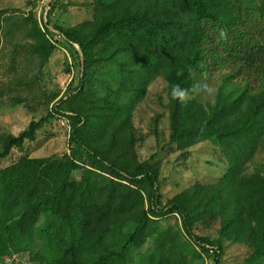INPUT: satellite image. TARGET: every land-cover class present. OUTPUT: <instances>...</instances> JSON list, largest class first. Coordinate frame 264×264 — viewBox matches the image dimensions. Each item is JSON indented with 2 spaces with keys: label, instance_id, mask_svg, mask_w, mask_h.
<instances>
[{
  "label": "trees",
  "instance_id": "1",
  "mask_svg": "<svg viewBox=\"0 0 264 264\" xmlns=\"http://www.w3.org/2000/svg\"><path fill=\"white\" fill-rule=\"evenodd\" d=\"M64 1L51 0L45 23L0 8V48L13 61H34L42 74L60 43L79 68L77 86L46 117L0 137V261L28 254L33 264H218L227 241L248 247L244 264L264 263V167L249 172L264 153V0H92V19L69 28L53 22ZM211 74L220 85L202 105L195 78ZM158 78L168 118L161 150L184 162L190 148L210 143L224 167L214 183H194L165 206L159 161L139 160L133 127ZM174 87L186 96L173 97ZM56 116L70 129L67 153L1 167ZM173 215L180 223L164 229ZM210 224L218 225L215 241L194 235ZM149 240L153 252L135 262Z\"/></svg>",
  "mask_w": 264,
  "mask_h": 264
},
{
  "label": "rangeland",
  "instance_id": "2",
  "mask_svg": "<svg viewBox=\"0 0 264 264\" xmlns=\"http://www.w3.org/2000/svg\"><path fill=\"white\" fill-rule=\"evenodd\" d=\"M51 0H0V8L6 15L21 17L29 11L35 14L37 20L46 22ZM69 6L58 9L53 15V22L61 27L69 28L90 21L93 16L92 0H65ZM54 32V31H53ZM57 40L58 36H54ZM57 49L46 63L42 74L36 73V63L24 59L13 61L10 49L2 43L0 51V137L17 136L33 121L46 117L59 99L67 94L68 85L73 89L77 86L79 68L73 52L58 43ZM76 50L78 47L75 46ZM219 74L196 77L195 86L198 89L197 100L202 105L212 104L217 94L220 81ZM166 85L158 78L149 87L145 100L136 108L133 114V127L140 147L137 149L140 161H146L156 156L161 166V206H165L183 189L194 183L211 184L219 179L224 169L223 164L215 156V146L202 143L188 150L186 161L179 159V153L161 150L167 143L168 118L166 110ZM69 126L60 117H54L37 132L33 142L25 143L21 150L13 149L9 156L1 161V167L15 163L21 157L44 158L61 156L68 152ZM264 167V153L258 155L249 172L254 168ZM80 173L73 174L78 181ZM178 217L173 215L162 220L164 229H170ZM194 235L215 241L218 238V225H197ZM187 239L180 244L186 245ZM155 242L147 244L133 255L138 261L139 256L146 257L153 252ZM223 251L218 264H244L249 255V249L244 244L223 241ZM139 255V256H138ZM18 264H33L28 254L15 256ZM12 259H2L0 264H11ZM205 264H213L205 259ZM264 264V263H262Z\"/></svg>",
  "mask_w": 264,
  "mask_h": 264
},
{
  "label": "clouds",
  "instance_id": "3",
  "mask_svg": "<svg viewBox=\"0 0 264 264\" xmlns=\"http://www.w3.org/2000/svg\"><path fill=\"white\" fill-rule=\"evenodd\" d=\"M223 35H224V33H221L222 37H223ZM172 96L183 99L186 96V90L180 89L179 87H174L172 89Z\"/></svg>",
  "mask_w": 264,
  "mask_h": 264
},
{
  "label": "built area",
  "instance_id": "4",
  "mask_svg": "<svg viewBox=\"0 0 264 264\" xmlns=\"http://www.w3.org/2000/svg\"><path fill=\"white\" fill-rule=\"evenodd\" d=\"M75 47V46H74ZM76 48V47H75Z\"/></svg>",
  "mask_w": 264,
  "mask_h": 264
}]
</instances>
